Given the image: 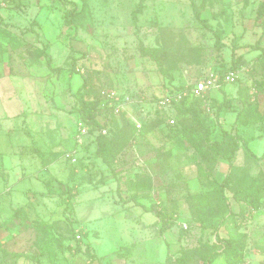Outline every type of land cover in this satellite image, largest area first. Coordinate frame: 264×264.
Returning <instances> with one entry per match:
<instances>
[{
	"label": "rangeland",
	"instance_id": "rangeland-1",
	"mask_svg": "<svg viewBox=\"0 0 264 264\" xmlns=\"http://www.w3.org/2000/svg\"><path fill=\"white\" fill-rule=\"evenodd\" d=\"M260 1H0V244L27 256L1 254L0 264H33L32 254L39 264L85 263L81 251L69 252L54 240L42 247L49 234L43 237L28 225L40 217L60 219L54 232L70 236L71 244L75 235L100 255L114 248L113 257H140L145 249L129 244H155L143 264H173L179 256L183 264H205L218 248L210 224L226 209L239 211L244 200L238 192L253 175L264 182V157L254 160L239 150L221 194L228 164L210 146L222 139L223 129L249 142L264 133V30L254 26ZM71 7L77 11L74 24L64 26L61 15ZM194 10L213 26L218 42ZM258 38L254 48L241 46ZM236 45L235 85L223 86L232 95L227 110L215 114L208 90L182 96L199 100L172 99L178 87L192 88L208 74L223 72ZM82 83L100 125L94 131L81 120L73 97ZM108 91L116 92L115 101ZM165 96L170 106L160 103ZM244 102V121L234 123L229 111ZM82 126L87 133L76 145ZM98 135L108 166L95 156ZM229 148L227 139L217 151ZM67 152H74L73 163L65 160ZM51 178L53 194L42 195ZM58 180L67 186L62 197ZM252 196L246 217L220 227L233 244L229 252L219 249L212 264H264V189ZM20 206L28 218L9 220ZM144 207L166 215V223Z\"/></svg>",
	"mask_w": 264,
	"mask_h": 264
},
{
	"label": "trees",
	"instance_id": "trees-1",
	"mask_svg": "<svg viewBox=\"0 0 264 264\" xmlns=\"http://www.w3.org/2000/svg\"><path fill=\"white\" fill-rule=\"evenodd\" d=\"M2 1V0H0ZM5 1V0H3ZM72 1V0H70ZM77 14L76 8L75 7H71L68 8L66 10L63 11L61 17H62V24L64 26H71L74 24V17ZM194 15L196 17V19L204 26L206 27L208 30H210L211 32H214V28L212 25H210V23L208 22V20H204L200 18L199 13L194 10ZM133 19H136V10L132 13ZM254 26L257 29L258 27H261L264 30V0H261L258 3L257 9H256V14H255V18H254ZM214 35L216 37L215 43L219 41V34L217 32H214ZM259 38L257 40L254 41V43H246L243 44L241 46H246V47H251L254 48L257 46L258 42H259ZM240 45H236L232 47V52H231V60L229 62V64L223 68V72H221V70L219 71V87L217 88L221 94L223 95V98L221 101H217L216 99H210L207 98L210 101L214 102V107H215V114H218L220 109L223 107L224 109H228L227 106H229L230 103V98H232L231 94L227 93L224 90V85L228 82H224L222 80L223 76L229 72V71H237L236 69L238 68L239 64H238V58L239 56H236L235 51L237 48H239ZM144 51V50H142ZM144 55H149L152 58H154V54L150 51H144L142 52ZM70 68L72 71H75V59H72L71 64H70ZM235 82V81H234ZM234 82H232L234 84ZM235 85V84H234ZM84 87V83H82L81 86H79L76 91L73 93V97L75 98L77 105H78V112L79 115L81 117V120L88 125V131H94L98 128H100L99 122L95 119V117L91 114L89 105L87 104V102L84 99V95L82 92V89ZM191 86L189 87H178L176 90H174L173 92H183L185 90H187L188 92H190ZM172 92V91H169ZM190 94V93H189ZM198 98L195 97H191V96H187V97H182V99L180 101H186V100H197ZM199 100V99H198ZM172 103V102H171ZM170 103V104H171ZM169 104V106H170ZM248 102H244V105L241 109L237 110V109H230L229 113L231 114V112H233L231 115H233V119H234V123H239L242 124L244 121V114L245 112H247L245 110L246 107H248ZM99 108L102 106H98ZM209 107H210V103H209ZM256 120H259L263 117L259 116L258 114H255ZM236 125V124H235ZM28 132V131H27ZM264 137V133L255 136L256 138H260V137ZM229 139L230 140V148L227 152L225 153H218L217 149L220 145H223L226 143V140ZM249 140L244 138L240 133H235V134H231V132H228L226 129H223V136L221 140L218 141H213L210 143L211 148L214 150V155L217 157H221L222 159L227 161L228 164V171L226 173V175L224 176V178L222 179V181L220 182V188H221V194H222V189L228 184L230 178H231V174H232V169L234 166V159L236 156V153L239 150H242V152H244L245 155L253 158L254 160H260L264 157V148H263V152L260 155L255 154L248 146ZM80 144L77 139H76V145ZM34 151H37L36 149ZM74 153V152H73ZM73 153H69L67 152L65 154V160H69L71 162V157H69V154H73ZM39 155H42L41 152L38 151ZM95 156L97 158H100V161L105 163L107 166L109 165L108 162V158L102 148L101 145V141H100V135L97 136V145H96V149H95ZM73 163V162H71ZM72 176H75V170H70ZM54 182V179L51 178L49 180L45 181V185L47 186V190L42 192V195L45 196H50L53 194L50 193L51 192V188L50 186L52 185L51 183ZM56 183L59 185L60 189V193H61V197L63 196V194L66 193V189L67 186L64 182H62L61 180L56 181ZM264 189V182H262L260 176H252L249 179V184L247 186L242 187L238 194L240 195L241 200H244V203L241 204L240 209L237 213H233L230 211V209H226L227 211V215L222 216L218 222L216 223H212L210 224L209 227L212 228V234L214 235V242L218 244V248L215 250H212L205 258V264H212L214 261V258L216 257V255L218 254V252L221 250L222 252H229L231 247H232V237L230 238V236L228 237H224L221 236L219 234V229L220 227H222L224 224H226L228 219H234L236 220L237 218L241 217L244 218V216L246 217L247 213L249 212V210L251 209V205L247 202V196L249 197V195H254L252 197H256L258 195L259 192H261ZM67 197H70L69 195H67ZM67 201V199L62 200L60 199L59 203L62 204L63 202ZM222 201L224 202V206L226 205V199L224 196H222ZM67 206V205H66ZM65 206V208H66ZM145 212H151L154 216H156V218L158 219L157 221L161 222L162 224L166 223V215H164L163 213H159L157 212L155 209H152L150 207H144L143 208ZM12 216V217H11ZM28 213L26 211V208L23 206L20 207H15L12 209V213L10 214V216L8 217V219L12 220V218L17 217L20 220L21 219H26L28 218ZM27 221V220H26ZM61 220L60 219H56L55 221H49L47 219H42L41 217L38 218V220H30V224L28 225H32L33 228H35L37 230L38 233H40L43 237L45 236V234H49V238H48V242L46 241V243L44 242L42 247H44L47 243H51L53 240L57 242V244H60L61 248L63 249V247H65L64 249H67V251L69 252H73L75 251H81L83 253V256L85 257V263L84 264H91L93 263L95 260H97V256L94 254V252L91 249V246L88 242H85L84 244H79L78 240L75 238V235H72V239L75 240V244H71L69 242L70 236H66L64 234H61L60 232H54L53 229H56V224H58ZM22 222V221H21ZM54 222V223H53ZM56 222V223H55ZM58 227V226H57ZM162 227V225H161ZM71 231H73V228L70 229ZM164 231L163 228H160V232L162 233ZM233 235V234H232ZM51 239V240H50ZM65 244V245H64ZM81 245H84V248L82 250ZM61 249V250H62ZM220 249V250H219ZM2 254V256L4 258H27L26 254H22L19 252H9L8 250H5L3 247H1L0 244V255ZM39 256H41L42 252L38 253ZM29 258H31L32 260H34L33 264H39V259L37 258V256L35 254H32L29 256ZM173 264H183L184 262V258L183 256H179L177 258H174V260H172ZM15 263V259L13 260V262H10L9 264H14ZM65 264V263H64ZM66 264H70V263H66Z\"/></svg>",
	"mask_w": 264,
	"mask_h": 264
},
{
	"label": "crops",
	"instance_id": "crops-1",
	"mask_svg": "<svg viewBox=\"0 0 264 264\" xmlns=\"http://www.w3.org/2000/svg\"><path fill=\"white\" fill-rule=\"evenodd\" d=\"M207 95H208V97L210 99H217L218 101H221L222 98H223V95L221 94V92L218 89H210V90H208ZM253 146L257 147V150L255 152L257 154V151H259V150H261V149L264 148L263 138H256L253 141H250L249 142V147L252 149ZM90 245L95 250V252L94 251L93 252H94V254L98 258L97 260H95L91 264H138V263L141 264L142 262H144V263L150 262V260H145L146 257L149 256V252L147 250L149 249V246L150 245L154 246L155 244H129V247L130 248H141V249H145V251L143 250L142 253H141V256L142 257L141 256L140 257L139 256L138 257L131 256L129 258L113 257V251L116 250L114 248L111 249V250H109V251H105L104 254L100 255V254H98L96 252L97 249L92 244H90ZM157 246H159V244ZM14 252L22 253L21 251H14ZM133 259H135V260H133ZM152 262H154V261H152Z\"/></svg>",
	"mask_w": 264,
	"mask_h": 264
},
{
	"label": "built area",
	"instance_id": "built-area-1",
	"mask_svg": "<svg viewBox=\"0 0 264 264\" xmlns=\"http://www.w3.org/2000/svg\"><path fill=\"white\" fill-rule=\"evenodd\" d=\"M236 78H237L236 71H229L223 76L222 80L224 82L232 83V82L236 81ZM218 87H219V76L217 74L210 73L207 76L201 78L196 84H194V86L190 89V92L195 94V95H200L207 90L217 89ZM186 91L187 90H185L184 92H177L176 97L173 96L172 99H175V98L181 99L182 96L186 94ZM103 94H104V92H103ZM106 96L113 99V101H115L117 99L115 91H108L106 93ZM172 99L170 96H165L160 100V103L169 104ZM79 129H80V132H79V137L77 138V141L79 143H81L82 142L81 136L87 133V129L84 126H82ZM103 132H105V130H103ZM68 156L71 157V159H70L71 162L75 161L73 154H69Z\"/></svg>",
	"mask_w": 264,
	"mask_h": 264
}]
</instances>
